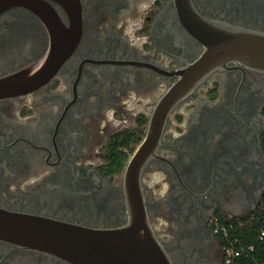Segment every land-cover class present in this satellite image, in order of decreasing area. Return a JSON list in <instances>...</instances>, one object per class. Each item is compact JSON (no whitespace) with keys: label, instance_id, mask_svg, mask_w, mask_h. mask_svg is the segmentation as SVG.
Masks as SVG:
<instances>
[{"label":"flooded vegetation","instance_id":"flooded-vegetation-1","mask_svg":"<svg viewBox=\"0 0 264 264\" xmlns=\"http://www.w3.org/2000/svg\"><path fill=\"white\" fill-rule=\"evenodd\" d=\"M0 13V75L74 47L43 85L0 100V207L91 227L125 222L122 172L156 101L201 45L173 0H42ZM202 16L264 32V0H191ZM60 37L54 38L53 34ZM264 72L207 75L169 113L142 173L155 234L173 264H222L220 233L264 195ZM127 156L120 170L116 163ZM0 264H71L0 240Z\"/></svg>","mask_w":264,"mask_h":264},{"label":"water","instance_id":"water-1","mask_svg":"<svg viewBox=\"0 0 264 264\" xmlns=\"http://www.w3.org/2000/svg\"><path fill=\"white\" fill-rule=\"evenodd\" d=\"M183 28L201 45L198 58L175 72L179 80L156 101L145 134L122 172L126 219L114 227H91L49 216L0 207V240L54 255L71 264H173L158 240L147 213L142 173L157 156L171 110L207 75L237 63L264 72V32L200 15L191 0H173ZM23 6L36 13L48 30L64 26L42 0H0V13ZM54 38L60 37L53 34ZM74 47L51 42L45 55L0 75V100L25 94L46 83Z\"/></svg>","mask_w":264,"mask_h":264},{"label":"trees","instance_id":"trees-1","mask_svg":"<svg viewBox=\"0 0 264 264\" xmlns=\"http://www.w3.org/2000/svg\"><path fill=\"white\" fill-rule=\"evenodd\" d=\"M126 159L127 156L119 159L116 163L117 171ZM219 239L222 247L232 246L241 251L240 255L234 258L233 264H264V195L251 218L227 228L226 233H220Z\"/></svg>","mask_w":264,"mask_h":264},{"label":"built area","instance_id":"built-area-1","mask_svg":"<svg viewBox=\"0 0 264 264\" xmlns=\"http://www.w3.org/2000/svg\"><path fill=\"white\" fill-rule=\"evenodd\" d=\"M261 235H263V233ZM223 252L224 256L222 264H233L234 258L239 256L241 253L239 249H235L232 246L223 247Z\"/></svg>","mask_w":264,"mask_h":264}]
</instances>
